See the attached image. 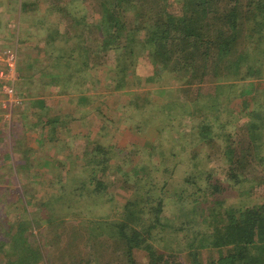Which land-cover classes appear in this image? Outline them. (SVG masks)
Returning <instances> with one entry per match:
<instances>
[{
    "label": "trees",
    "instance_id": "trees-1",
    "mask_svg": "<svg viewBox=\"0 0 264 264\" xmlns=\"http://www.w3.org/2000/svg\"><path fill=\"white\" fill-rule=\"evenodd\" d=\"M52 1H48L51 4L45 13L55 14L59 24L60 20H72L73 26L65 31L66 35L59 27L57 33L68 41L66 44L74 41L76 47L58 50L56 55L48 51L50 60L38 70L39 75L64 67L68 76L81 77L91 67L103 64L102 54L112 52L116 87L137 82L140 88L162 81L160 85L177 82L186 86L179 88L182 95L172 100L173 108L168 110H155V103H145L141 92L140 97L130 100L131 107L140 110V134L151 141L143 143L140 139L143 172L134 174L143 186L140 194L127 197L124 204L118 203L114 191H110L114 180L106 178L115 164L110 168L103 166L109 161L111 149H122L101 142L99 137L83 142L85 149L81 153L95 162L85 164L89 171L72 192H91L103 203L114 205L110 214L92 220L93 229L85 240L87 250L78 248L76 235L70 237L62 232L70 221L66 218L76 215L64 209L65 215L58 217L62 210L49 211L58 204L56 199L43 200L37 208L49 209L45 214L47 222L53 225L54 219L61 218L53 227L58 240L52 239L51 248L37 235L30 239L27 231L35 226V219L31 224L27 218L0 219V252L5 257L13 256L4 263L56 264L54 261L59 258L64 260L61 264H139L136 252L143 251L147 259L140 264H264V203L244 205L239 211L225 202L229 190L254 177V169L260 174L252 179L254 184L264 185V0H65L62 8ZM32 6L30 9H35ZM18 52L21 57L19 49ZM215 78L218 83L207 84V88H216L220 97L227 89V99L217 97L218 101L210 106V110L214 108L212 114L209 110L196 122L187 120L193 119L195 112L183 113V91L190 85L203 91L202 84ZM22 79H26L24 73L22 76L17 72L14 87ZM168 89L173 95L178 88ZM19 96H23L21 92ZM138 98L140 104H136ZM23 104L22 99L18 106ZM228 110L231 114L227 115ZM220 112L226 115L219 118ZM158 118L161 122L155 124ZM218 120L221 122L213 127ZM215 130L228 147L227 161L219 168H209L202 163L201 151L213 143ZM137 151L134 147L130 153ZM27 161L18 158L16 167L26 169ZM19 174L14 172L15 179L19 180ZM59 194H54L55 198ZM177 202L181 205H175ZM59 204L62 209L75 206L72 202ZM195 204L200 210L193 208ZM15 208L18 211V206ZM10 211L13 212L10 209L7 215ZM136 211L139 217L134 221ZM120 214L124 220L112 221ZM71 221L78 223L79 219ZM12 238L17 245L11 244ZM169 242L177 247L172 248Z\"/></svg>",
    "mask_w": 264,
    "mask_h": 264
},
{
    "label": "rangeland",
    "instance_id": "rangeland-1",
    "mask_svg": "<svg viewBox=\"0 0 264 264\" xmlns=\"http://www.w3.org/2000/svg\"><path fill=\"white\" fill-rule=\"evenodd\" d=\"M48 1L0 0V47H15L14 42L15 44L18 42L17 47L22 56L24 54L20 58L23 64H20L21 61L19 62L20 67H18V70L22 76L24 73V77H26L17 85V89L23 95L22 99L25 101L20 121L14 123L13 113L9 117L0 115V219L18 220L19 218H27L29 223L33 219L37 220L35 226L28 229L27 235L30 239H34L37 235L44 244L47 243L49 246L52 245V239L58 240L53 235V227H57L56 222L65 215L63 210H69L71 211L70 214H74L76 217H67L66 220L70 221L64 224L65 230L60 231L69 234L70 237L76 235L75 243L78 248L87 250L85 240L93 229L91 227L94 225L92 220L110 214L114 205L109 206L107 203H103L104 200L96 197L91 192H85L81 195L72 192L79 186L78 180L82 179L89 171L85 164L95 162L92 158H84L81 153L85 149L83 142L87 143L90 138L98 139L99 137L101 142L113 144V146L118 145L122 149H111L107 156L109 161L103 166L110 168L111 164L113 166L115 164L108 171L107 175L109 176H106V178L114 180L113 186H109L110 191H114V199L120 201L118 203L124 204L127 197H136L140 194V187L143 186L140 185V180L137 181L138 179L134 174L135 172L138 176L143 172V168H140V139H143V143L144 140L151 141L150 138L140 134V110L133 109L130 100L134 96H139L138 92H141L145 103L150 101L155 103L153 106L155 110L160 108L168 110L173 108L172 100L182 95V90L180 91L179 88H185L186 85L177 82L172 85H169L170 83L160 85L162 81L160 84L150 82L144 87L140 86V88L137 82L125 83L124 87H116L117 81H113L115 60L112 52L102 54L103 64L90 69L87 68L88 71L81 77L74 74L68 76L64 71V67H61V70L53 68V70L50 69L48 72H42L39 75L38 70L41 69L44 62L50 60L48 58L50 56L46 55L48 51L56 55L58 50H66L71 45L76 47L74 41H69V44H66L68 41H64L62 39L64 37L58 36L59 33H57L59 27V31L66 35L65 31L71 30L69 28L73 26L72 20L69 23L66 20L63 22L60 20L59 24L57 22L58 17L55 14L48 16L45 13L49 8L47 5L51 4ZM52 2H56L57 6L59 5L61 8L65 4V0H53ZM90 2H94V0H89ZM31 5H35V9H30L34 8ZM90 8L92 7L90 6ZM58 16L63 17L62 13H58ZM75 30L74 26V35ZM75 53H77V50ZM38 54L39 56H37ZM48 73L56 75L50 76ZM53 77L56 78L55 81L51 80ZM216 79L202 84L205 88L203 91L193 89L191 87L193 85L188 86L183 91L185 92L183 96L184 104L186 103L182 106L183 113L187 110L195 112L193 119L189 117L187 120L196 122L200 115L209 112L211 104L218 101L217 97L221 98L222 101L227 99V89L220 97L215 93L216 88H207V84L214 85L216 82L218 83V79L217 81ZM173 87L178 89H176V93L173 92V95H170V89L168 88L172 89ZM41 93L46 95L42 99L43 103L38 100L32 102V97L42 96ZM26 98H29V101ZM87 98H92L93 101L89 102ZM138 99L136 104H140V98ZM163 104L164 106H161ZM176 109L177 107H175ZM213 109L210 110L209 114H212ZM228 114H231L230 110H228ZM26 115L29 118H26ZM225 115L226 113L220 112L217 116L221 118ZM46 121L47 126H43L42 124ZM30 122H34L36 125L33 126ZM160 122L158 118L155 124ZM220 122L221 120L215 121L213 127ZM148 127L149 125H143V128ZM233 132L236 133L237 131L233 130ZM219 133L215 130L213 132V136H215L213 143L205 145L201 151L202 163L208 165L209 168H219L224 161H227L225 153H227L228 147H225L221 137L217 136ZM11 135L17 136L18 141L10 140ZM61 137L63 138L61 139ZM16 147L19 149L20 154L16 152L18 151L15 150ZM134 147L139 149L138 153H130ZM192 147H195V145ZM11 152L15 155L13 153L11 155ZM16 156L21 161H25V158L28 160L26 169L22 167L23 170L21 166L16 167L15 162L18 161ZM150 169L151 166L148 167V170ZM27 170L28 172L25 173ZM14 172L21 174H19V180L18 177L15 179ZM253 172L251 176L254 177L251 180L229 190L226 195L228 199H225L227 205H233L235 209L241 211L240 208H243L244 205L264 203V185L254 184L255 176L260 174L258 169H254ZM22 185L25 188H22ZM19 193L23 195L20 196ZM58 193L61 196L55 198L54 194L58 196ZM52 199H56L58 204L53 205L50 210L46 206L37 208L41 206V201ZM59 202H72L75 206L74 208L66 206L62 209L61 206H58L60 205ZM185 204L187 206L191 205L189 202ZM27 205L28 209H26ZM175 205L180 206L181 204L177 202ZM16 206L19 208L18 211H14ZM10 209L13 212L10 211L11 215H7ZM53 209L54 211L59 209L62 212L58 216L61 218L54 219V224L51 225L50 222H47L45 214L48 210L52 211ZM195 209L199 208L196 207ZM200 214H202L201 211ZM122 215L115 216L112 221L124 220ZM138 217L139 214L136 211L133 220L137 221ZM75 218L79 219L78 223L71 221ZM199 228L200 226H196V229ZM15 237L19 238L21 236ZM23 238L25 237L23 236ZM15 240L14 238L11 239L13 246L17 245L13 243ZM32 242L34 241L32 240ZM169 244L172 248L177 247L176 243L169 242ZM64 248L65 245L60 246L61 250ZM68 254L66 251V256ZM11 258L13 259V256L5 257V254L0 252V262L2 264H5L4 262ZM136 258L139 264L143 263L147 259V254L143 251H137ZM62 261L64 260L58 258L54 262L61 264ZM37 264L42 263L38 262Z\"/></svg>",
    "mask_w": 264,
    "mask_h": 264
},
{
    "label": "built area",
    "instance_id": "built-area-1",
    "mask_svg": "<svg viewBox=\"0 0 264 264\" xmlns=\"http://www.w3.org/2000/svg\"><path fill=\"white\" fill-rule=\"evenodd\" d=\"M17 47H0V115L9 117L14 105L22 103L19 91L14 87L19 66Z\"/></svg>",
    "mask_w": 264,
    "mask_h": 264
},
{
    "label": "crops",
    "instance_id": "crops-1",
    "mask_svg": "<svg viewBox=\"0 0 264 264\" xmlns=\"http://www.w3.org/2000/svg\"><path fill=\"white\" fill-rule=\"evenodd\" d=\"M14 45L15 46H18V42L15 44V42H14ZM21 58V57H20ZM25 59H26V57H24ZM41 95L42 96H35V97H32L33 99H32V102L33 101H35V100H38L40 103H43V101H42V99L44 98V97H46V95H44V94H42L41 93ZM27 99V101H29V98H26ZM25 102V101H24ZM27 103V102H26ZM24 105V104H23ZM23 105H20V106H18V108H16V111L15 112H12L13 113V116H14V120H15V122L14 123H16V122H19L20 121V117H21V115H23V113H22V109H23ZM14 106H16V105H14ZM14 106H13V110H14ZM26 118H29V117H27V115H26ZM33 126H35L36 124L34 123V122H30ZM47 121L44 123V124H42L43 126H47ZM18 135V134H17ZM12 136V135H11ZM10 140H13V141H17L18 140V138H17V136H12L11 138H10ZM15 150H18V151H16L18 154H20V151H19V149H17V147L15 148ZM14 155H15V153H13ZM12 155V154H11Z\"/></svg>",
    "mask_w": 264,
    "mask_h": 264
}]
</instances>
